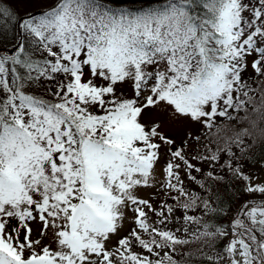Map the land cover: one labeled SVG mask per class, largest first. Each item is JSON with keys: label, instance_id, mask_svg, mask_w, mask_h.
<instances>
[{"label": "rangeland", "instance_id": "1", "mask_svg": "<svg viewBox=\"0 0 264 264\" xmlns=\"http://www.w3.org/2000/svg\"><path fill=\"white\" fill-rule=\"evenodd\" d=\"M14 1L32 16L45 0ZM175 13L166 11L160 24L140 18L135 32L127 25L123 33L73 6L59 20L44 19L56 23L53 35L81 30L88 39L68 54L81 62L70 74L80 99L69 115L34 109L19 122L21 135L1 128L0 264H168L159 255L198 251L200 237L192 236L205 203L192 190L206 180L189 174L232 160L212 151L221 136L206 134L217 116L246 119L234 112L230 97L238 89L227 83L231 73L240 79L264 71V57L253 49L264 34V3L222 0L209 32L186 30L183 17L173 23ZM39 31L48 36L46 27ZM136 34L148 39L145 46ZM193 49L215 62L196 60ZM186 59L197 63L191 75ZM181 78L192 82L189 92L174 91L171 83ZM259 115L247 119L253 128L246 130L262 123ZM243 176L217 226L223 252L214 264H264V172L248 165Z\"/></svg>", "mask_w": 264, "mask_h": 264}, {"label": "trees", "instance_id": "2", "mask_svg": "<svg viewBox=\"0 0 264 264\" xmlns=\"http://www.w3.org/2000/svg\"><path fill=\"white\" fill-rule=\"evenodd\" d=\"M248 1L257 5L264 3L263 0ZM221 3L222 0L220 2L219 0H45L41 3V7H38L40 10L31 11L35 14L29 16L30 12L27 13V10L22 12L14 0H0V73L2 72L0 75V133L1 128L5 129L6 134L9 132L17 135L24 133L26 127L23 122L21 124L19 122L26 120L27 114L33 112L34 109L47 113L57 112V114L61 109L67 115L73 114L71 107L80 99H75L73 96L78 87L74 86V78L70 74L82 70L81 62H70L68 58L73 50L88 45V39L82 35L81 30L76 33L75 37L53 35L56 23L48 24L44 19L55 16L59 20V17L73 6L84 12H97L96 18L101 16L112 21L116 30L123 33L129 30L125 27L127 25H130V30L135 32L134 23L137 24L140 18L150 23L157 21L160 24L166 11L176 10L175 15L179 16V20H173V23H179L183 17V22L186 21L183 25H187L186 30L198 27L199 32L201 27L208 31L212 22L216 21L218 6ZM126 16L130 17L129 20H126ZM170 26L167 25L166 28ZM41 27H46L48 36L40 33ZM88 27L90 29V23ZM100 27L103 28L102 25ZM155 27L158 28L157 25ZM98 28L99 26L96 25L95 29ZM210 35L208 36L212 37ZM126 36L134 35L128 33ZM136 36L145 46L148 39H143L144 35L143 38L138 34ZM131 37L125 38L130 41ZM69 38L70 41L66 42ZM257 38L259 40L254 44L253 49L264 57V34ZM251 41L250 35V43ZM53 46L58 51V55L53 52ZM131 49L135 50L133 47ZM145 49L152 51L155 47L152 49L145 47ZM196 49L190 51L196 60H198L197 56L201 58L206 56L211 62H215L214 56L206 55L205 50ZM254 52L250 51L257 55ZM63 54L65 56H62ZM73 55L76 54L73 53ZM190 63L191 60L186 59L182 62V66L190 67L191 75L197 63L189 66ZM236 73L230 74L227 88L229 91H232V88L238 89L236 99L233 96L230 98L234 102L235 110L237 109V112L235 110L234 112L245 115L246 119L224 118L225 115L217 116L215 117L217 121L212 126H208L206 134L209 135L214 131L221 136L223 143L221 139H218L210 147L216 154L223 152L225 156L231 155L232 160L213 164L212 168L201 171L199 175L189 174L194 179L206 180L203 183L198 181L200 183L197 185L200 187H194L192 190L196 196L203 197L200 201L205 205L199 208V212L206 219L203 221L202 215H199V232L192 236L200 237V242L197 243L198 251L182 255H174L171 252L159 255L158 258L164 259L168 264H214L213 256L221 255L223 252L222 240L216 232L217 226L231 206L235 204L234 193L239 194L244 178V167L253 165L264 172V71L250 78L241 77L240 79H238V72ZM178 74L182 77L179 71ZM182 79L171 83L174 91L180 94L189 92L188 84L192 83L189 79L182 83ZM62 87L68 89L65 91L61 89ZM20 88L27 90L22 96L18 92ZM259 111L263 116L259 115L261 114ZM254 115H259L257 118H260L262 123L257 124L255 129L249 132L246 127H249L247 122L250 120L247 119L250 118L253 121ZM249 128H253L252 125ZM211 141L212 138L209 137V143ZM214 236L216 238H213ZM1 249L5 252L7 245H1ZM166 251H171V249L167 247Z\"/></svg>", "mask_w": 264, "mask_h": 264}]
</instances>
